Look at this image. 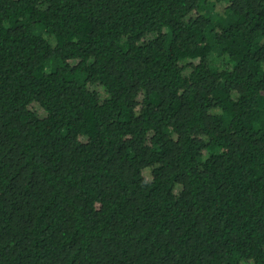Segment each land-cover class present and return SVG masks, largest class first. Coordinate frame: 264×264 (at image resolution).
<instances>
[{"label": "trees", "instance_id": "obj_1", "mask_svg": "<svg viewBox=\"0 0 264 264\" xmlns=\"http://www.w3.org/2000/svg\"><path fill=\"white\" fill-rule=\"evenodd\" d=\"M0 264H264V0H0Z\"/></svg>", "mask_w": 264, "mask_h": 264}, {"label": "rangeland", "instance_id": "obj_2", "mask_svg": "<svg viewBox=\"0 0 264 264\" xmlns=\"http://www.w3.org/2000/svg\"><path fill=\"white\" fill-rule=\"evenodd\" d=\"M211 4H212V6H211ZM205 9H206V10H209V11H213V12H215V10L213 9V3H212L211 1H208V6H206ZM217 11H218V10H217ZM216 13L223 14L224 12L219 11V12H216ZM83 78H84L83 75H79V76L76 77V79H78V81L83 80Z\"/></svg>", "mask_w": 264, "mask_h": 264}]
</instances>
